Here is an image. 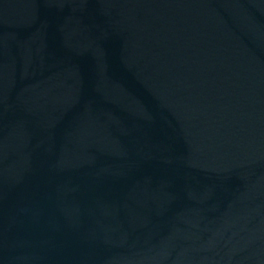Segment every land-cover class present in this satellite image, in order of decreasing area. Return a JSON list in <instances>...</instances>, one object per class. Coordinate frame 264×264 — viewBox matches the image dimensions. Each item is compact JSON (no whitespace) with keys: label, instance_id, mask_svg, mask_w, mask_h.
I'll return each mask as SVG.
<instances>
[{"label":"water","instance_id":"obj_1","mask_svg":"<svg viewBox=\"0 0 264 264\" xmlns=\"http://www.w3.org/2000/svg\"><path fill=\"white\" fill-rule=\"evenodd\" d=\"M0 264H264V0H0Z\"/></svg>","mask_w":264,"mask_h":264}]
</instances>
